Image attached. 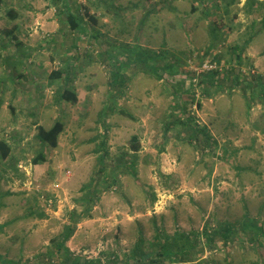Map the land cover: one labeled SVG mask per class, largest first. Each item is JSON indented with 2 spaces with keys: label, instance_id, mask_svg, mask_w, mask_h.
<instances>
[{
  "label": "rangeland",
  "instance_id": "1",
  "mask_svg": "<svg viewBox=\"0 0 264 264\" xmlns=\"http://www.w3.org/2000/svg\"><path fill=\"white\" fill-rule=\"evenodd\" d=\"M2 2L0 140L12 147L8 158L0 156L2 258L46 264L53 242L74 225L71 213L85 207L79 203L83 186L92 183L100 192L92 217L81 219L66 241L83 262L119 264L114 258L119 255L123 264L135 246L148 249L159 233L173 235L179 228L200 232L196 259L186 264L202 259L227 264V257L232 264L264 261V238L262 246L254 240L264 226V95L245 78L264 73V0H223L221 7L214 0H69L85 31L73 30L54 0ZM245 7L257 23L252 31L245 28ZM235 13L240 24L228 33L225 26L236 23ZM256 30L261 35L254 57L247 46ZM137 46L155 51L160 65L174 62L180 75L163 73L158 79L141 71L144 65L130 64V50ZM18 50L30 56L23 67L33 72L31 79L16 76L21 64H6L7 53ZM119 61L129 64L122 68L126 81L118 86L112 77ZM206 61L233 71L221 76V88H209L210 96L203 97L198 85L194 99L189 94L176 103L175 83L199 79ZM61 70L62 77L51 78ZM70 74L79 101L59 105L57 94ZM59 118L65 124L59 145L46 149L48 161L38 166L34 157L46 147L36 137L38 128ZM190 118L191 128L183 125ZM203 127L199 139L189 140L192 129ZM205 133L217 144L203 143ZM103 137L104 161L97 154ZM117 165L113 183L108 171ZM105 181L112 187L105 190ZM245 218L250 224L232 238L216 234L222 225H241Z\"/></svg>",
  "mask_w": 264,
  "mask_h": 264
},
{
  "label": "trees",
  "instance_id": "2",
  "mask_svg": "<svg viewBox=\"0 0 264 264\" xmlns=\"http://www.w3.org/2000/svg\"><path fill=\"white\" fill-rule=\"evenodd\" d=\"M101 1V0H100ZM223 0H214V5L220 6L222 4ZM2 0H0V7H1ZM55 4H59L61 9L64 10V15L67 18L68 23L70 24V27L78 30H84L83 25V17H81V14L77 7H74L69 3V0H54ZM58 5V7H59ZM221 7V6H220ZM58 9L59 11L61 10ZM118 9V8H116ZM76 10V11H75ZM195 10V9H194ZM10 15L14 16V11H9ZM62 12V11H61ZM98 38L97 36H95ZM215 43V42H214ZM211 50V47L209 48ZM134 57H131V60L129 61L131 64V61L135 63H140L144 65L143 72H147L148 74H152V76H156V78L161 79L163 78V73H170L173 77L174 74L178 73L180 75V71L175 69L174 62L171 61H164L162 65L158 64L155 51L149 50V48H142L137 46L136 48H133L130 50ZM218 54H216V58L218 61L220 60V55L217 57ZM240 57V55H238ZM164 58H161L163 60ZM26 60V59H25ZM125 60H128L125 58ZM129 62H123L119 61L116 69L113 72V83L115 85L123 84L126 81V77H124L125 73L122 70L123 67L129 64ZM10 65V63H8ZM74 61H71L69 64V69H73ZM79 65V64H78ZM227 71L224 69L223 72L219 70V67L213 68L210 70L201 71V73H197L199 76V79L197 78L196 81L192 80L190 81L189 85L185 86L183 84V81H177L174 86V97L176 98V103L184 102L187 100V96L189 94H193L192 99L195 98V94L193 92V89L199 85L203 92V97L210 96V93L208 92L209 88H221L220 81L221 76L225 77L228 74V70L233 71L232 66L228 67ZM66 70H68V66L66 67ZM74 70V69H73ZM64 71H53L51 73V78H60L62 77V73ZM67 72V71H66ZM19 78L22 79V77H27L28 79H31L32 77H29L25 74H19ZM135 75V74H134ZM177 75V74H176ZM252 74L248 75L246 78V84L247 86H260L261 93L264 95V77L261 74H255L257 77H251ZM253 76V75H252ZM223 77V78H224ZM74 79L71 77V74L66 79V84L63 86L62 90L57 94L56 101L58 104L63 105L67 102L70 103H77L79 101L78 93L76 91V88L74 85L69 84V82H73ZM180 82V83H179ZM195 82V83H194ZM112 83V85H113ZM111 85V87H112ZM192 91V92H191ZM199 107H201V103L197 104ZM106 113V111H105ZM192 121V118H190L188 121L186 120L183 124L184 126H188L191 128L190 122ZM65 129V124L62 119H57L53 123V125L49 128H45L44 126L40 125L38 128V132L36 134V137L40 140V142L46 146L45 150L39 151L35 157H34V163L38 166H40L42 163H46L48 161L47 155L45 154L46 149L56 148L59 145V137L61 133ZM206 132V127H203L201 130L192 129L191 133L188 135L189 140L193 138H198L201 132ZM205 139L203 143H207V146H211V144H217L216 141L213 140L211 135L209 133H205ZM132 139L136 141L138 138L136 136H133ZM106 150V147L104 151ZM135 150H137V147L135 146ZM12 151L11 145L6 140H0V156L2 159H6L9 157L10 153ZM107 152L105 151V154L100 157L102 161L105 160ZM121 167L120 165H117L116 167H111L108 171L107 167H105V172L108 171V177L110 180L114 183L118 181L119 173L117 172V169ZM112 187L108 184L107 181H105V190L107 188ZM93 188V189H92ZM82 191L85 192L79 197V203H84L85 205L84 209L80 212H72L71 217L74 220V225H69L65 227L62 237L60 239H56L53 242L54 249L51 248V252L47 255V259L50 261L53 258H55L56 261H60L59 264H101V261H93V260H85L83 262V259H79L77 256L74 255V253L71 251L70 247L66 244V241L73 235L74 230L76 228V225L79 223V221L83 218L91 217L90 212L92 211L94 207V201L97 200L100 195L99 191L93 187L92 184L84 185L82 188ZM154 198L152 197V201H154ZM93 200V202H92ZM245 218L242 220L241 225H233V224H226L224 227H220L219 230L216 231L217 235H221L225 238V240H228L229 238H232V236L237 235L236 230L245 229L250 223H248V219ZM206 227H209L207 225ZM205 227V228H206ZM253 228H255L253 226ZM252 228V230H254ZM207 229H205L206 231ZM251 230V231H252ZM210 231V230H209ZM198 230H192L191 232H186L181 230L180 228L175 231L173 235L171 234H164L159 233V235L156 237L155 240H153L148 249L140 248L139 245L135 246L132 253L126 255V260L123 262V264H129L131 261H133L134 264H186L188 262H193L196 259V255L199 252V248L197 244L199 243L195 237V235H199ZM204 235V233H202ZM206 236V235H204ZM209 236V235H208ZM256 237V238H255ZM254 237V240L256 241L257 245L262 246V238H264V226L261 225L258 227V231L256 232V235ZM59 238V236L57 237ZM141 242L145 245H148V242L141 238ZM259 246V247H260ZM258 248V247H257ZM257 248H255L257 250ZM259 252V250H257ZM261 252V251H260ZM0 258H2L0 256ZM115 262H119L121 264V261L119 259V255H115ZM231 257H227L226 262L227 264H232V261L230 259ZM4 264H19V261H8L6 258H2ZM45 262L46 264H52L51 262ZM11 262V263H10ZM208 261L205 259L200 260V264H205ZM209 264V263H208ZM251 264H264V261L262 262H255Z\"/></svg>",
  "mask_w": 264,
  "mask_h": 264
},
{
  "label": "crops",
  "instance_id": "3",
  "mask_svg": "<svg viewBox=\"0 0 264 264\" xmlns=\"http://www.w3.org/2000/svg\"><path fill=\"white\" fill-rule=\"evenodd\" d=\"M2 1H4V0H2ZM3 3V2H2ZM231 5H232V3H230ZM246 8V17H247V20H249L247 23H245V24H247L246 26H245V28H248V25H250L249 27H251V31H252V29H253V24H255V25H257V23H255V21H254V19H253V14L251 13V10H249V8H248V10H247V7H245ZM223 12H225L224 10H222ZM237 14L235 13V15H233V17H235ZM240 15V14H239ZM264 18V17H263ZM233 20H235L236 21V23H230V24H227L225 27L227 28V30H228V33H230V31H237V28H238V26H239V24L240 23H237V22H239L238 21V18L237 17H235V19H233ZM242 21H243V19H242ZM219 23H226L224 20H221ZM248 23H251V24H248ZM213 25H215V26H222V25H216V24H213ZM16 29H18V27L16 26ZM212 31H215V30H211L210 32H212ZM251 31H249V37H248V39L250 38V36H251ZM256 33L253 35V36H257L255 39H253L252 41L253 42H249L250 43V45H249V47L247 46V50L249 51L248 52V54L250 55V56H254V55H252V54H254L255 53V41L258 39V37L261 35V33L259 32V31H255ZM15 34V33H14ZM3 47V46H2ZM209 47H211L210 45H209ZM254 50V52L253 53H251V51H253ZM5 51V50H4ZM6 52V51H5ZM264 52V51H263ZM262 52V53H263ZM13 54L11 55V53L10 52H8L7 53V60H9L8 62L9 63H13L14 64V66L15 65H19V66H21V68L19 69V67H18V69H15L14 71H15V73H16V76L18 77V76H20L19 74H26L27 76H29V77H31V76H33V72L32 71H28V69H27V64H26V66L25 67H23L24 66V63H26V61H27V59L30 57V56H28V57H24V56H22V54H20L19 55V50L16 52V51H13L12 52ZM15 56H17V58H15ZM22 56V57H21ZM27 56V55H26ZM5 57V56H4ZM255 57V56H254ZM263 58H264V54H263ZM24 59H26V60H24ZM30 59V58H29ZM263 61H264V59H263ZM6 64H8L7 62H6ZM21 64V65H20ZM9 65V64H8ZM14 66H11L10 65V67H14ZM254 70L252 69V72H253ZM258 72V74H261L263 77H264V73L263 72H259V71H257ZM16 77V78H17ZM251 77H257V76H255V75H251L250 76V78ZM140 78V77H139ZM19 79V78H18ZM12 90H13V93H12V95H11V97H10V101H9V103H8V105H9V107L10 108H14V105H13V103H12V101H15L14 100V97H15V95H14V93H15V91H16V89L13 87L12 88ZM78 97H79V95H78ZM12 104V105H11ZM52 126V125H51ZM50 126V127H51ZM94 137H92V138H90L89 140H87L86 139V142H91V141H94V139H93ZM100 149H101V152H98L97 154H98V156H103L104 154H105V151H104V149H105V137H103V139H101V142H100ZM98 150V149H97ZM103 150V151H102ZM166 167H165V165L163 166V170H166L165 169ZM101 171H103V172H105V166H102L101 167ZM105 176V175H104ZM90 184H92V183H90ZM94 187V186H93ZM93 189V188H92ZM90 214H92V211L90 212ZM91 217H92V215H91ZM88 218H90V217H88ZM86 219V218H85Z\"/></svg>",
  "mask_w": 264,
  "mask_h": 264
},
{
  "label": "built area",
  "instance_id": "4",
  "mask_svg": "<svg viewBox=\"0 0 264 264\" xmlns=\"http://www.w3.org/2000/svg\"><path fill=\"white\" fill-rule=\"evenodd\" d=\"M217 67L218 66H217L216 61H206L204 69L202 71L210 70V69L217 68Z\"/></svg>",
  "mask_w": 264,
  "mask_h": 264
}]
</instances>
